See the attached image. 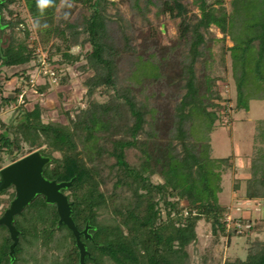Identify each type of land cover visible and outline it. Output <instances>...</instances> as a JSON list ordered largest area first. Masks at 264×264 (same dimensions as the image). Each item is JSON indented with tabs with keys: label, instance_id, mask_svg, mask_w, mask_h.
<instances>
[{
	"label": "trees",
	"instance_id": "obj_1",
	"mask_svg": "<svg viewBox=\"0 0 264 264\" xmlns=\"http://www.w3.org/2000/svg\"><path fill=\"white\" fill-rule=\"evenodd\" d=\"M16 1L20 0L0 3V105H16L23 96L22 86L29 85L30 79L25 69L17 71L22 86L4 95L2 68L30 62L41 67L38 45L49 63L73 65L86 59L79 67L84 71L87 66L91 73L83 81L85 107L75 115L63 111L66 123L45 122L38 102L30 108L17 105L15 118L0 123V169L5 166V155L13 162L40 150L51 159L43 168L45 178L72 180L62 191L71 203L77 229L89 226L90 238L81 236L87 250L85 264H187V247L196 241L200 220L210 224L214 237L230 236L226 208L218 196L223 175L232 163L227 157L213 155L211 133L225 111L220 83L228 59L234 109L248 110L250 101L264 100V0H229L228 7L224 0H192L199 11L194 21L181 0H162L160 14L180 18L176 40L161 46L157 39L160 30L154 27L148 49L138 53L129 47L130 72L120 91L116 75L122 52L107 30L104 6L108 0H73V5L86 11L82 29L84 42L90 45L75 54L72 39L56 22L55 8L40 17L49 27L35 30L37 39H29V30H25V41H16L12 33L23 22L10 7ZM22 1L33 21L39 16L36 0ZM212 25L221 37L210 33ZM6 31L11 35L3 44L1 35ZM182 46L187 52L175 56ZM55 55L59 58L53 61ZM201 57L198 75L195 63ZM182 81L184 91L166 120L160 119L157 106H149L147 101L138 104L132 91ZM44 88L36 89L42 92ZM95 92L108 100L97 101ZM158 120L170 126L163 142L155 136ZM145 124L153 131L138 139ZM132 147L139 151L137 163L127 157ZM106 158L114 160L108 164ZM106 167L108 172H104ZM153 176L161 181H153ZM8 192L1 214L14 198V188L0 192ZM244 196L252 202L262 201L264 206V118L256 121ZM57 221L56 206L37 196L14 217L19 234L13 257L9 255L8 230L0 225V264H79L72 232ZM261 227L257 221L247 232ZM223 264H264V240L251 241L245 259L227 258Z\"/></svg>",
	"mask_w": 264,
	"mask_h": 264
},
{
	"label": "rangeland",
	"instance_id": "obj_2",
	"mask_svg": "<svg viewBox=\"0 0 264 264\" xmlns=\"http://www.w3.org/2000/svg\"><path fill=\"white\" fill-rule=\"evenodd\" d=\"M188 10L189 19L194 21V14L199 15L197 7L192 5V0H181ZM228 7V1L224 0ZM162 0H108L104 6L106 15V26L109 35L114 40L116 46L121 50L122 56L118 61L116 84L119 91L126 86L125 77L130 72V59L128 48L132 47L136 52L143 53L147 47L152 45L151 29L156 27L160 30L157 39L161 46L170 45L176 40L177 25L180 18H171L168 14H160ZM12 7L23 22L17 26L12 35L16 41H25V30H29V39H37L35 30L32 29V19L30 18L23 1H16ZM63 11L56 10V22L63 26L65 33L72 39V53L84 52L90 49V45L85 41L86 33L82 29V16L86 12L81 6L73 5L70 18H63ZM6 15V11H3ZM69 24L71 26H66ZM75 30V32H73ZM211 34L221 37L222 34L215 26L209 28ZM9 31L1 35V41L4 44L10 37ZM205 36H209L208 33ZM227 45L231 42L227 40ZM217 45L213 44L212 48ZM39 58H45L47 67L54 70L56 80L53 81L49 76L43 74L39 65L30 62L27 65L15 67H3L1 80L3 82V94L8 95L18 86H22L23 79L17 75V71L25 69L29 75V85L22 86L23 96H19L16 105H0V123H9L18 113V104L30 108L35 103H39L42 110V118L47 121H59L66 123L67 117L63 111L70 110L71 115L79 112L80 108L85 107L86 89L83 85L84 79L91 73L89 67L85 66L83 71L79 65L85 64L86 59H82L73 65L49 63L46 59V52L40 45L37 46ZM187 47L182 46L176 52L175 56L181 53L185 54ZM55 55L52 59H58ZM228 58V57H227ZM201 58L195 63L196 73L199 75L201 68ZM225 79L220 83V91L225 98V111L221 120L211 133L212 153L215 157H227L232 163L231 167L223 175L222 191L219 193V202L226 208L225 217L230 216V224L234 226L239 223L243 226L242 233H237L232 226L229 228L230 236L214 237L211 233L210 224L200 220L196 226V241L188 247L189 259L187 264H223L225 259L241 258L245 259L247 247L253 240H264V206L262 201L249 203L245 199V179L249 174V160L252 152L253 136L255 134V125L258 119L264 118V100H252L249 103V109H234V84L230 77L229 59L227 60L226 71H221ZM5 77H8L7 79ZM182 82H175L169 85L160 83L157 86L147 87L146 89L132 90L138 104L145 101L149 106H157L160 119H170L173 113V107L183 93ZM45 87V91L40 92L37 87ZM161 92V93H159ZM150 95V97H147ZM93 97L104 102L108 96L100 95L95 92ZM149 119V116H146ZM131 123V118L129 120ZM170 126L158 120L155 127L156 140L166 141L167 129ZM153 131L149 124H145L137 136L143 139L147 133ZM18 154L17 156H19ZM139 151L136 148L127 150V157L132 163H137ZM12 158L5 155V165L11 163ZM114 159L106 158L110 164ZM108 172L109 168H104ZM153 181L160 182L158 176H153ZM235 181H239V189H234ZM11 191V189H9ZM9 200V192L0 194V215L3 208ZM239 206V207H238ZM259 221L261 229L247 232L246 225L252 226ZM41 252V251H40Z\"/></svg>",
	"mask_w": 264,
	"mask_h": 264
},
{
	"label": "water",
	"instance_id": "obj_3",
	"mask_svg": "<svg viewBox=\"0 0 264 264\" xmlns=\"http://www.w3.org/2000/svg\"><path fill=\"white\" fill-rule=\"evenodd\" d=\"M50 161V157L43 156L40 150H34L0 169V192L10 186L14 188V198L0 215V225L7 228L11 240L9 255L13 257L18 243L19 231L14 224L15 215L21 214L37 196H42L46 203L56 206L58 226L63 224L72 232L79 253V264H85L87 250L81 236L90 238L89 226L78 230L71 217V203L62 189L69 188L72 180L57 182L43 176V168Z\"/></svg>",
	"mask_w": 264,
	"mask_h": 264
},
{
	"label": "clouds",
	"instance_id": "obj_4",
	"mask_svg": "<svg viewBox=\"0 0 264 264\" xmlns=\"http://www.w3.org/2000/svg\"><path fill=\"white\" fill-rule=\"evenodd\" d=\"M73 7V0H59V5H57L56 0H36V8L38 10L39 16L34 18L31 24L33 30L47 29L49 25L44 22L41 23L40 17H43L46 11L50 8H55L57 11L65 9L63 11V18L68 20L70 18V10Z\"/></svg>",
	"mask_w": 264,
	"mask_h": 264
},
{
	"label": "built area",
	"instance_id": "obj_5",
	"mask_svg": "<svg viewBox=\"0 0 264 264\" xmlns=\"http://www.w3.org/2000/svg\"><path fill=\"white\" fill-rule=\"evenodd\" d=\"M40 62H41V69H42V72L44 75L46 76H49L53 81L56 80V75H55V72L52 68L50 67H47L48 65L46 64V60L45 58H42V60L40 59ZM230 216L228 215L226 217V227L227 228H230L232 225L230 224ZM233 228H235L236 232L237 233H241L242 232V228L243 226L239 223H236L234 226H232ZM249 225H246L245 228H248Z\"/></svg>",
	"mask_w": 264,
	"mask_h": 264
},
{
	"label": "crops",
	"instance_id": "obj_6",
	"mask_svg": "<svg viewBox=\"0 0 264 264\" xmlns=\"http://www.w3.org/2000/svg\"><path fill=\"white\" fill-rule=\"evenodd\" d=\"M247 202L251 203V201L247 200ZM239 207V206H238Z\"/></svg>",
	"mask_w": 264,
	"mask_h": 264
}]
</instances>
